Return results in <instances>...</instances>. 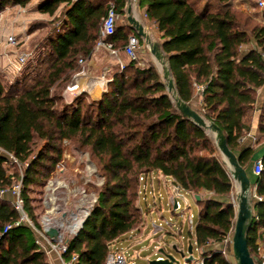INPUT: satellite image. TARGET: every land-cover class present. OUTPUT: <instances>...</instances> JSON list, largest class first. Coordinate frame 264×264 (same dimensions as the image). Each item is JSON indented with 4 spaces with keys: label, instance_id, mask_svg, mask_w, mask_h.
<instances>
[{
    "label": "trees",
    "instance_id": "trees-1",
    "mask_svg": "<svg viewBox=\"0 0 264 264\" xmlns=\"http://www.w3.org/2000/svg\"><path fill=\"white\" fill-rule=\"evenodd\" d=\"M30 1L0 0V13ZM110 1L39 0L41 13L66 20L48 38L49 55L39 59L46 69L26 74L9 87L0 77V189H11L20 178L24 211L42 229L30 187L45 185L53 176L62 157L58 144L76 140L98 158L105 182L82 229L67 242L66 263L106 264L113 245L144 225L142 181L156 173L171 179L180 192L200 196L193 237L204 264H232L210 249L233 231L235 209L230 201L219 199L231 194L232 180L211 137L181 115L154 66L142 67L129 59L99 101L78 98L59 109L53 89L76 70L79 55L89 57L95 50ZM233 1L140 0V6L161 34L159 46L179 97L193 106L198 90L197 111L223 131L236 152L239 140L250 131L247 116L256 101L254 92L264 86V21ZM114 2L117 13H124L126 0ZM131 35L138 36L116 28L109 41L118 49ZM259 132L264 133V108ZM36 141L44 145L33 155ZM10 155L26 165L20 177L7 171ZM252 155L251 149L243 150L241 166ZM262 164L255 181L260 200L249 235V249L258 264V241L264 234V158ZM19 218L11 199H0V264H49L36 233L25 224L14 226Z\"/></svg>",
    "mask_w": 264,
    "mask_h": 264
},
{
    "label": "rangeland",
    "instance_id": "rangeland-1",
    "mask_svg": "<svg viewBox=\"0 0 264 264\" xmlns=\"http://www.w3.org/2000/svg\"><path fill=\"white\" fill-rule=\"evenodd\" d=\"M206 1L209 3H215L217 0ZM129 2L131 3L129 4ZM138 2V0H128V5H126L124 13L119 14L117 28L124 29L127 35L137 33L135 29L128 26V16H126L127 6L130 5L132 8L131 16L139 21L140 8ZM257 2L258 0H235L233 1V5L235 7L237 6V8L244 13L253 17L259 16L264 19V11L257 5ZM39 5V0H35L30 6L25 7L26 9L23 10L22 13L25 17L20 22H14L13 25H10L9 33L6 31L5 20L1 17L0 13V77L6 87H9L16 82L17 79H22L26 74L36 75L40 72V69L47 68V65L41 66L40 64L39 66V63L41 62L39 59H43L49 55L50 47L48 38L53 34L54 30L57 29V31H59L62 28L66 19L63 17L61 21H56L55 16L41 13L39 11ZM248 6L253 7L248 8ZM63 7L64 5L60 8L57 15L60 14ZM130 28L132 30H130ZM153 38L156 43H161L156 36H153ZM10 39H13L14 42ZM140 45L145 52L141 56L142 67L154 66L167 87L169 81L172 80V76L165 55L161 53V59L156 60L155 65L154 56L152 58L149 43L145 38H140ZM124 47V43L118 45L119 58H122V64L125 67L130 60L124 56ZM103 51L106 54V57L108 56L118 60L117 57L112 56L108 51ZM20 53H31L32 59L26 64L20 73H17L9 63L10 61L15 60L17 54ZM88 58L89 57H85L84 55H79L76 70L69 75L67 81L60 82L53 89V95L60 99L58 103L59 109H62L66 105L75 104V101L78 98H84L87 103H94L100 100L97 99V92L92 95L83 93L76 98H74L73 95L65 93L66 88L72 82L74 77L87 69L86 65H88ZM80 60H82L83 63H80ZM123 71L124 69L121 70L118 64L114 67V71L111 70L112 73L116 72V75L123 73ZM102 74L103 69L97 70L95 72L96 79L98 80L101 78L103 76ZM168 94L170 98H173L175 91L168 92ZM208 135L212 140L214 139L213 142L215 143L214 134L209 133ZM41 145H44V143L36 141L34 147L35 153L33 155L38 153ZM57 147L61 149L62 157L56 167V171L45 185H34L30 187V198L32 199V205L36 208L35 213L38 216L40 224H42V219L48 212V205L45 203L48 194L47 188H49L50 183L52 184V182L54 183L56 181L63 185L61 189H59L60 192L58 191V201L55 203L56 209L52 216L56 219L64 217L63 219L65 222L63 232L65 236L68 237L69 232L67 227L73 223V219L79 215L80 210H82L83 207L92 209V206L95 204L98 193L105 182V174L98 158L90 152L89 148L80 145L78 141H65L58 144ZM12 164L13 163H9L6 165L8 173L17 174L20 177V175L23 174L26 165L19 163L12 166ZM19 181L20 178H18L15 183H19ZM171 183L172 181L169 178L164 179L156 174L150 176L148 181L147 179L142 181L140 205L141 209L145 212L144 222L147 220L151 225L153 221L157 227L161 228L160 231L154 233L151 225V228L148 229V234L150 235L149 240H153L155 248H163L167 254L173 255L178 262L176 264H194L193 261L188 262L182 257L181 252L186 253L189 242H191L195 247L193 260L200 261L202 258L201 253L196 249L195 239L191 233L192 229L189 224V217L191 215L193 227L195 228L199 220V207L193 195L181 191L180 193L185 196L189 201V204L187 205L183 199L179 198L178 202L181 205V209L174 210L170 203V199L173 196ZM236 185L237 187L234 186L230 194L232 195V202L234 204L237 198V193L239 192V186L238 184ZM251 197L253 203L258 201L252 196V193ZM83 202L87 203V206L85 204L83 205ZM166 222L170 225H167ZM143 228L144 225L141 226L138 235L142 234ZM230 238H233V231ZM174 246H176L177 249H175ZM128 247V240L113 245L114 250L123 249L125 251L128 264H149L150 261L148 262L143 259L144 255L132 256L131 254L135 250L130 252ZM212 247L217 250L218 248L225 247V244H214ZM225 248L228 252H231L232 250L229 245H226ZM147 254H151L150 256H152V259L155 260L156 257H154L153 251H150ZM228 257L232 263L236 262L233 254H229Z\"/></svg>",
    "mask_w": 264,
    "mask_h": 264
},
{
    "label": "crops",
    "instance_id": "crops-1",
    "mask_svg": "<svg viewBox=\"0 0 264 264\" xmlns=\"http://www.w3.org/2000/svg\"><path fill=\"white\" fill-rule=\"evenodd\" d=\"M34 2H35V0H31V2L29 4H27L25 7L30 6V4H32ZM130 3L131 2H129V4ZM126 5H128V2ZM25 7H22L20 5H16L13 7H7L1 13V17L5 20L7 33H9V31H10L9 30L10 25H13L14 22H20L21 20H23V18L25 16L22 13H23V10L26 9ZM250 7H253V6H248V8H250ZM139 8H140L139 21L137 20V22H139L143 26L144 32L146 33V35L149 36V38L151 40V44H149V46L151 47V45H153V44H159V43H156L154 41L153 36H156L160 40V42H161L160 44H162L163 41L161 40V34L158 32L156 26L151 21H149L147 19L146 15H145V10L141 8L140 3H139ZM261 10L264 11V8ZM246 12H248V11H246ZM126 13H127V11H126ZM126 16H128V13ZM255 18L260 22L264 21V19H262L259 16H255ZM127 19H128V17H127ZM128 23H129V21H128ZM128 26L130 27V23ZM137 35H138V33H137ZM138 37L143 38V37H140L139 35H138ZM254 45H255V43L253 41L251 43V46H254ZM245 49H247V48H244L243 50H245ZM103 50H106V49H103V48L96 49L95 48L93 53L88 58V62H87L88 65H86L87 69H85L83 72L77 74L74 77V79L72 80V82L74 81V83H77L78 88L81 90H84L85 91L84 93H86V94L92 95L93 93L97 92L96 93L98 96L97 99L101 98V96L105 92V88L103 86V80H102L103 76L97 80L96 79L97 77L95 76V72L97 70L103 69V74L105 73V71L108 73L106 76V79H107V77L108 78H110V77L114 78L116 76V72L112 73L111 70L114 71V67L117 64H119V62L122 63V58L117 57L118 60H115L112 57H108V56L106 57L105 56L106 54L104 53ZM159 52H160V54L161 53L163 54L162 50H160ZM144 53H145L144 49L142 47H140V49L138 51V55H139L140 59ZM124 54H125V52H124ZM124 56H126V58H128L126 54ZM151 56L153 58L152 54H151ZM156 60L157 59L154 56V63L156 62ZM155 65H156V63H155ZM254 97L256 99L254 107L252 110L249 111L248 116H247L250 120V131L239 140L240 146L235 153L239 157L243 150H246L249 148L253 151V155H252L251 159L242 167L246 169L248 177L251 181L252 190L254 191V194L256 195L255 181L257 179V176L254 174V164L257 160H262L264 158V133L259 132L260 116H261L262 110L264 108V86L254 92ZM200 103H201V96H200V92L198 93V90H197V101L193 104L192 107L194 109L198 110L201 107ZM213 141H214V139H213ZM217 153H218V158H219L221 164L223 165V167L227 171L228 166H227V162H226L225 158H223V156L219 153L218 149H217ZM154 174H156V173H154ZM152 175H150V176H152ZM156 175L159 177L160 176L163 177L162 175H159V174H156ZM148 178H147V181H148ZM163 178L166 179L165 177H163ZM152 179H153V177H152ZM232 184H233V187L234 186L237 187L235 182H232ZM205 195L207 197L213 196L212 193H205ZM194 198H195V196H194ZM219 199L222 201H230L232 203V195H229L227 197H221ZM170 203L173 207L174 206V196H172V198L170 199ZM254 215H255V210H254ZM151 225L153 227L154 233H157L158 231L161 230V228L157 227L153 221H152ZM151 225L147 220H145L142 234L138 235V231H136V232H133L129 236V239H127L128 243H129L128 249L130 250V252H133V250H135L131 255L132 256L144 255L143 259L145 261H148V262L153 260L152 256H150L152 253L150 255L147 254L150 251H153V255H154V257H156L155 260H158L160 258H164V255L162 254V251H164L163 248H160V249L155 248V246L153 244V240L152 239L149 240L150 235L148 234V229L151 228ZM190 227L192 229L191 233L193 235L194 234L193 222L190 224ZM189 243H191V242H189ZM258 244L260 246L264 247V234H262V237L258 241ZM174 247H176V246H174ZM137 249H139V250H137ZM151 249H154V250H151ZM210 249H213V247L210 246ZM118 250L123 251L125 253V251L123 249H118ZM194 250H195V247L193 246V253H194ZM198 251L200 252V250H198ZM188 256H189V254H187V252H186V257H188ZM47 258H48L49 264H62V262L60 261L59 257L56 254L48 255Z\"/></svg>",
    "mask_w": 264,
    "mask_h": 264
},
{
    "label": "built area",
    "instance_id": "built-area-1",
    "mask_svg": "<svg viewBox=\"0 0 264 264\" xmlns=\"http://www.w3.org/2000/svg\"><path fill=\"white\" fill-rule=\"evenodd\" d=\"M127 2L128 0H126V4ZM257 5L261 9H263L264 0H258ZM118 17H119V14L116 11L115 2L114 0H111L109 3V7L106 12V15L102 22V26H101L100 33H99V40L96 46V49H100V48L106 49L112 56H115V57H119V50L115 47V44L112 41H109V39L115 35L116 28L118 25ZM10 40L14 42L13 39H10ZM140 47H141L140 38L136 35H131L128 39L126 46L124 47V52L131 61L137 62L138 65L143 66V64L141 63V59L138 55V51ZM262 57L264 60V55ZM31 59H32L31 53H20V54H17L15 60L10 61L9 64L12 66L13 70H15L17 73H20ZM80 63H83V61L80 60ZM118 65L121 68V70L124 69V65L121 62H119ZM107 74L108 73L105 71L102 77L103 86L105 88V91L107 90L109 83L113 81V78L111 77L106 79ZM84 92H85L84 90H81L78 88L77 83H74V81L70 83L65 90L66 94L73 95L74 98L82 95ZM9 158H10V163L19 164V162L12 155H10ZM262 170H263L262 160H257L254 164V174L256 176H259ZM52 184L50 183L49 188L52 186ZM49 188H47V192H49ZM5 197H9L11 199L13 207L19 213V216H20L19 221L16 222L14 226H18L20 224L28 225L36 233L37 235L36 243L39 246L41 251L45 252L47 256L51 254H56L59 257L62 264H71V263H66L63 259V254L67 251V242L68 240L73 239L74 237L77 236L79 231L82 229L84 223L86 222L87 218L89 217L88 215H90L91 209L87 208V213L85 217H83V219L81 220L79 227L73 233L68 231L69 236L66 237L63 232L64 222H62L61 226L51 225L49 223L47 224L45 223V220H44L45 216H44L42 219V224H41L42 229L39 230L34 225V223L29 219V217L26 215L24 211L23 200L21 198V181H19V183H15L11 189H0V199H3ZM255 198L257 200H260V198H258L257 195ZM47 201L48 199L46 196V199H45L46 205H48ZM179 209H181V205L178 202L176 210H179ZM191 217L192 216L190 215L189 217L190 224L192 223ZM167 225H170V224L167 223ZM11 227H12L11 225L7 226L5 228V232ZM50 227H55L59 229L60 231V236L55 241H53L46 235V231ZM231 233L227 236V238L224 241H222L221 243H217V244H225V247L226 245H229L230 248L232 249V239L230 238ZM225 247L218 248L217 251L222 253L226 257V259L230 261L228 255L233 254V250H231V252H228ZM227 252H228V255H227ZM162 259L164 258H160L159 260H162ZM260 259L262 260V264H264V247L263 246H260ZM75 260H76V257H74L72 261H75ZM193 262L194 264H204V259L201 258L200 261L193 260ZM106 264H128L126 254L123 251L112 249L108 254V257L106 259ZM232 264H236V262Z\"/></svg>",
    "mask_w": 264,
    "mask_h": 264
},
{
    "label": "water",
    "instance_id": "water-1",
    "mask_svg": "<svg viewBox=\"0 0 264 264\" xmlns=\"http://www.w3.org/2000/svg\"><path fill=\"white\" fill-rule=\"evenodd\" d=\"M131 12L132 8L129 5L127 6V13L130 27L135 29L140 37L145 38L147 42L151 44V40L149 36L146 35V33L144 32L143 26L131 16ZM160 50L161 48L159 44H153L150 47L151 54L157 58L160 57ZM168 89L169 92L172 91V89L175 90V95L173 98H171V100L184 118L192 121L194 124L202 128L207 134H214L216 148L227 162V173L230 176L232 182L238 184L240 189V195L237 196L235 204L232 202V205L235 209V223L232 238V250L234 259L236 261V264H258L252 257L249 249V235L255 217L254 210L257 205V201L253 203V200H250V198L248 197V193L252 191V185L246 172V169L241 166L239 162V157L236 155V153L229 148L226 136L223 131L213 122H210L205 119V117L199 111L194 109L191 105L184 102L179 97L174 82H172ZM172 193L174 196V210L177 209L179 198L183 199L186 204L189 203V201L185 198L184 195L180 193L177 187H172ZM200 199V196H195L196 201H199ZM46 235L50 239L55 241L60 236V231L55 227H50L47 229ZM174 248L177 249V247ZM162 253L164 255V259L152 260L149 262V264L178 263L173 255L167 254L164 251H162ZM181 254L182 257H184L188 262L193 261L192 243H189L187 249V254H189V256L186 257V253L184 252H181Z\"/></svg>",
    "mask_w": 264,
    "mask_h": 264
},
{
    "label": "bare ground",
    "instance_id": "bare-ground-1",
    "mask_svg": "<svg viewBox=\"0 0 264 264\" xmlns=\"http://www.w3.org/2000/svg\"><path fill=\"white\" fill-rule=\"evenodd\" d=\"M155 58L157 60H160L161 59V54H160V57L159 58H157V57H155ZM172 82H174L173 79L169 81L168 86H167V89L172 84ZM173 90L174 89H172V91ZM172 91H170V92H172ZM62 186L63 185L60 182L56 181L49 188V192H48V195H47V199H48V201H47L48 202V212H47V215L44 217L45 223H47V224L49 223L51 225H59V226H61L62 225V222H65V220L63 219L64 217H62L60 219H56V218H54L52 216V214L54 213V211L56 209L55 203H56V201H58L57 195L59 194V192H60L59 189H61ZM251 193H252V196L255 198L254 191L252 190L250 193H248V197L250 198V200H252ZM239 195H240V189H239V192L237 193V196H239ZM84 202H85V200H84ZM84 202H83V205L84 204L86 205L87 203H84ZM86 213H87V208H84L83 207L82 210H80L79 215H77L75 217V219H73L74 220L73 223H71V225H69L67 227V229H68L69 232L73 233L79 227L80 222L83 219V217H85Z\"/></svg>",
    "mask_w": 264,
    "mask_h": 264
}]
</instances>
